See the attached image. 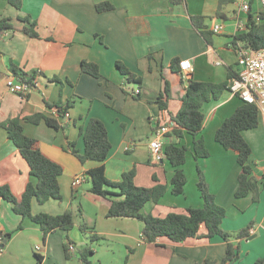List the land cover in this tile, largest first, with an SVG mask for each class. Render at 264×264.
<instances>
[{
	"label": "crops",
	"instance_id": "crops-1",
	"mask_svg": "<svg viewBox=\"0 0 264 264\" xmlns=\"http://www.w3.org/2000/svg\"><path fill=\"white\" fill-rule=\"evenodd\" d=\"M103 2L113 9L98 12L96 5ZM253 8H258L257 2ZM24 17L36 23L38 38H30L22 31L27 26L21 21ZM194 17L201 18L209 44L194 28ZM0 19L14 28L0 33V123L19 119L24 135L35 139L42 153L62 167L58 178L62 200L49 199L39 204L33 198L31 213L55 216L68 209L74 211L78 204L82 207V220H77L70 232L56 230L43 239L38 225L14 213L11 204L0 198V236L6 240L0 264H82L77 250L88 246L89 241L79 229L81 222L90 234L100 238L96 243L127 249L129 258L123 264H205L206 260L220 262L224 258L227 244L219 237L177 244L162 239L147 243L137 220L106 217L110 202L89 192L85 175L99 164H82L69 151L73 144L75 150L83 152L79 132L90 118L100 120L107 130L111 149L103 166L108 180L118 182L123 173L134 170L138 187L154 186L152 177L158 183H167L166 194L157 204L148 202L142 209L144 215L161 217L172 208L181 211L201 207L196 187L199 167L216 204L225 211L221 228L235 233L250 225L253 231L247 240L233 241L239 247V257L232 264L264 260L263 117L259 116L256 128L242 132L251 149L249 164L258 180V202H253L251 194L235 198L240 172L236 154L214 140L216 130L241 105L228 90L218 100L202 105L200 136L209 151L208 158L193 159L192 137L188 134L176 139L166 133L163 138V147L179 142L188 148L181 167L187 183L181 195L170 193L174 169L162 155L154 161L149 151L157 128L168 124L170 114L177 113L187 79L217 84L226 80L228 69L238 71L232 42L246 30L248 14L238 12L232 0H184L180 4L169 0H21L20 9L8 0H0ZM214 24L222 26L217 34L211 30ZM174 59L178 64L187 60L191 66L187 75L181 71L182 85L170 69ZM82 61L96 64L100 77L82 73ZM117 62L140 81L125 82V76L116 68ZM13 69L38 77L37 85L25 95L12 92L9 82L21 81ZM161 76L170 86L166 111L157 104L164 88ZM68 102H73V106L62 119L54 105ZM36 114L65 121L66 126L54 130L43 121L35 124L26 120ZM78 175L85 176L84 182L73 187L72 181ZM28 182L35 183V178L7 132L0 128V186H7L19 198ZM67 239L75 247L70 258L64 252ZM36 247L40 250L36 251Z\"/></svg>",
	"mask_w": 264,
	"mask_h": 264
},
{
	"label": "trees",
	"instance_id": "trees-1",
	"mask_svg": "<svg viewBox=\"0 0 264 264\" xmlns=\"http://www.w3.org/2000/svg\"><path fill=\"white\" fill-rule=\"evenodd\" d=\"M169 1L172 4H180L184 0ZM8 3L16 9L21 7V0H8ZM112 9L113 6L107 2L96 5L98 12ZM21 21L27 25L22 28V31L30 38H38V34L35 31L36 23L30 22L29 17L21 18ZM192 24L209 44V35L203 31L204 25L201 18H192ZM11 29L14 28L8 24L7 20L0 19V33ZM232 45L236 51L239 49L250 51L263 49L264 22L257 23L252 14L249 13L246 30L234 37ZM116 68L125 76V82L140 81L139 78H136L119 62L116 63ZM170 69L172 73L178 76L179 83L182 85L183 76L178 60H172ZM80 70L82 73L94 78L100 77L99 68L94 63L82 61ZM13 71L22 82L31 85L34 75L26 76L23 73H17L15 69ZM161 77L164 80V88L157 97V104L161 111H166L171 97L170 86L163 76ZM235 78H238V72L228 69L227 78L222 83L198 82L187 79V85L179 98V109L176 114H170V121L173 123V127L168 133L176 139H181L184 133L192 137V156L195 161L209 157V151L200 136L204 119L201 110L202 105L211 100H218L223 91L228 90L231 81ZM47 105L52 107V105ZM54 106L58 111L59 117L63 119L67 111L73 106V102H68L64 106H59V104ZM258 118V108L254 104H247L241 101V105L235 109L230 117L224 120L214 135V140L218 144L236 154L240 172L237 177L238 186L234 194L235 198H243L251 194L253 202H258L259 185L249 164L251 149L243 139L242 132L256 128ZM26 120L35 124L43 121L54 130H63L66 126L65 121L58 122L56 119L40 114L28 117ZM0 128L7 132L8 139L28 165L29 174L35 178V183L28 182L26 184L25 190L19 198H15L7 186H0V198L11 204L14 213L38 225L43 239L56 230L70 232L76 224V219L82 220V207L80 204L77 205L74 211L68 209L64 213L55 216L49 214L32 215L30 208L33 198L39 204H43L49 199L62 200L58 183V178L62 174V167L42 153L35 139L24 135L19 119H8L0 123ZM79 133L84 143L83 152L79 153L75 150L73 144L69 145V151L82 164L87 161H94L99 164V166L88 170L85 175L90 183L89 192L110 202L106 217L137 220L142 225L141 236L147 243H155L158 239H162L172 244H177L189 239L200 241L219 237L227 244L224 258L220 262L206 260L205 264H232L238 259L239 247L233 241L247 240L251 236L249 233L251 226L248 225L235 233L226 232L221 228L225 211L216 204L214 195L209 191L204 174L199 167H196V187L202 199L201 207H189L181 211L172 208L161 217L151 214L144 215L142 209L148 202L157 204L166 194L167 183H158L156 178L152 177L156 183L154 186L138 187L134 183V170L123 173L121 180L118 182L108 180L104 173L103 163L107 158L111 145L104 124L98 119L90 118L85 128L83 130L80 129ZM187 152L188 148L185 145H180L179 142H171L163 147V159L174 169L173 176L169 181L170 193L174 196L181 195L187 183L186 176L181 169L186 162ZM262 186L264 187V182ZM87 228L85 223H80V231L84 235H88L87 239L91 244L99 241L100 238L90 234ZM69 244L74 245L67 239L64 244L66 258H70ZM77 254L82 264H90L88 257L92 256L94 251L88 245L79 248ZM37 258L38 260L41 259L39 256ZM127 259H125L124 263H126ZM263 262V259H259L255 264H263Z\"/></svg>",
	"mask_w": 264,
	"mask_h": 264
},
{
	"label": "built area",
	"instance_id": "built-area-1",
	"mask_svg": "<svg viewBox=\"0 0 264 264\" xmlns=\"http://www.w3.org/2000/svg\"><path fill=\"white\" fill-rule=\"evenodd\" d=\"M236 5L238 12L249 14L251 13L254 20L264 22V0H232ZM254 2H257L258 8L254 10ZM212 32L214 34L219 33L222 30L220 24H214L212 26ZM179 67L183 75H187L191 69L190 63L187 60L179 62ZM237 67L238 78L231 81L228 91L236 96L240 101L247 104H254L259 111V116L264 118V48L256 51H250L240 49L237 51ZM38 77L34 76L31 81V85L26 82H9V88L16 94H27L32 86H36ZM135 95L139 94V91L134 92ZM67 116V114L65 115ZM173 127V123L170 121L168 124L157 128L153 140L149 143L150 156L154 161L160 159L163 153V138L166 133L170 132ZM264 132V125L262 127ZM85 176L78 175L72 181V186L77 187L84 182ZM252 229L249 233L252 234ZM4 238L0 236V256L2 254V245ZM36 251L40 250L39 247L35 248ZM69 253L75 252V247L72 244L68 246Z\"/></svg>",
	"mask_w": 264,
	"mask_h": 264
},
{
	"label": "rangeland",
	"instance_id": "rangeland-1",
	"mask_svg": "<svg viewBox=\"0 0 264 264\" xmlns=\"http://www.w3.org/2000/svg\"><path fill=\"white\" fill-rule=\"evenodd\" d=\"M79 220L78 218L76 221ZM88 245L95 251L93 256H89L90 264H122L125 259L129 258L127 249L114 246H108L104 242L93 243Z\"/></svg>",
	"mask_w": 264,
	"mask_h": 264
},
{
	"label": "water",
	"instance_id": "water-1",
	"mask_svg": "<svg viewBox=\"0 0 264 264\" xmlns=\"http://www.w3.org/2000/svg\"><path fill=\"white\" fill-rule=\"evenodd\" d=\"M250 239H252V238H250ZM5 243H6V240L4 239V241H3V245H2V246H4Z\"/></svg>",
	"mask_w": 264,
	"mask_h": 264
}]
</instances>
